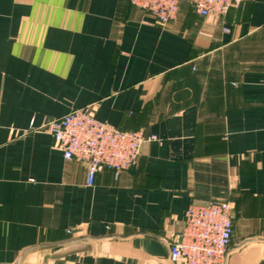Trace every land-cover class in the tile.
Returning <instances> with one entry per match:
<instances>
[{
	"label": "crops",
	"instance_id": "crops-1",
	"mask_svg": "<svg viewBox=\"0 0 264 264\" xmlns=\"http://www.w3.org/2000/svg\"><path fill=\"white\" fill-rule=\"evenodd\" d=\"M225 19L186 0L164 25L130 0H0V264L82 244L47 264H173L187 207L219 199L233 205L227 264H264V0ZM88 105L155 136L92 185L27 130Z\"/></svg>",
	"mask_w": 264,
	"mask_h": 264
},
{
	"label": "built area",
	"instance_id": "built-area-1",
	"mask_svg": "<svg viewBox=\"0 0 264 264\" xmlns=\"http://www.w3.org/2000/svg\"><path fill=\"white\" fill-rule=\"evenodd\" d=\"M183 0H130L148 12L158 24L173 20ZM201 16L221 18L242 0H186ZM224 31L228 28L223 27ZM28 131H46L67 160L86 166V183L92 185L97 172L113 169L115 175L136 162L141 144L155 139L142 130L126 131L95 117L92 105L75 108L59 118L48 119ZM233 236V205L227 200L190 204L183 214V226L169 233L168 259L173 264H227Z\"/></svg>",
	"mask_w": 264,
	"mask_h": 264
},
{
	"label": "water",
	"instance_id": "water-1",
	"mask_svg": "<svg viewBox=\"0 0 264 264\" xmlns=\"http://www.w3.org/2000/svg\"><path fill=\"white\" fill-rule=\"evenodd\" d=\"M91 248L90 244H82V245H77V246H73V247H68L59 251H56L54 253L51 254H46L43 258V264H47L49 259H58V258H62L71 254H75V253H79V252H83L86 250H89Z\"/></svg>",
	"mask_w": 264,
	"mask_h": 264
},
{
	"label": "trees",
	"instance_id": "trees-1",
	"mask_svg": "<svg viewBox=\"0 0 264 264\" xmlns=\"http://www.w3.org/2000/svg\"><path fill=\"white\" fill-rule=\"evenodd\" d=\"M68 233H69V231H68Z\"/></svg>",
	"mask_w": 264,
	"mask_h": 264
}]
</instances>
